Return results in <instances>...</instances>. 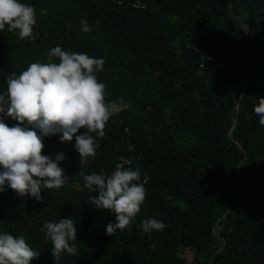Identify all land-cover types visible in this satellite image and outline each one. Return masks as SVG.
Returning <instances> with one entry per match:
<instances>
[{"label": "trees", "instance_id": "obj_1", "mask_svg": "<svg viewBox=\"0 0 264 264\" xmlns=\"http://www.w3.org/2000/svg\"><path fill=\"white\" fill-rule=\"evenodd\" d=\"M22 2L37 22L28 39L0 31V91L60 45L105 60L97 77L119 107L86 164L74 139L45 138L42 154L66 155L64 187L44 189L39 202L0 193V231L39 252L30 264H264V126L253 111L264 98V0ZM117 163L139 168L146 198L131 225L108 236L115 217L90 204L83 177ZM65 217L77 223L79 254L57 259L42 228ZM153 217L165 227L145 233Z\"/></svg>", "mask_w": 264, "mask_h": 264}, {"label": "clouds", "instance_id": "obj_2", "mask_svg": "<svg viewBox=\"0 0 264 264\" xmlns=\"http://www.w3.org/2000/svg\"><path fill=\"white\" fill-rule=\"evenodd\" d=\"M36 9L22 0H0V31L15 32L19 38L33 36ZM84 33L91 32L86 19L80 20ZM49 62H33L20 72L11 73L6 90L0 91V193L12 190L18 197L41 201L44 189L59 190L68 182L60 166L66 159L61 152L44 155L45 138L56 136L61 144H73L80 163L95 158L99 138L113 115V106L105 100V84L97 73L105 60L63 50L60 45L48 51ZM52 58H56L53 60ZM259 124L264 126V98L254 106ZM16 121L13 126L5 119ZM79 133V134H78ZM139 168L133 170L117 163L110 175L95 173L83 177L84 187L95 193L90 204L115 217L105 233L113 236L131 225L146 198ZM77 223L71 217L46 222L42 231L51 242L52 255L77 256ZM145 233L162 230L165 223L149 218L140 225ZM39 252L24 236L0 231V264H30Z\"/></svg>", "mask_w": 264, "mask_h": 264}, {"label": "water", "instance_id": "obj_3", "mask_svg": "<svg viewBox=\"0 0 264 264\" xmlns=\"http://www.w3.org/2000/svg\"><path fill=\"white\" fill-rule=\"evenodd\" d=\"M244 90V89H243ZM237 107H238V105H237ZM234 127H235V120H234V123H233V127H232V129H231V131L229 132V136L231 137V135H232V132H233V130H234ZM227 214L228 213H226L225 215H224V218L227 216ZM221 229V227H219V230ZM215 230V229H214ZM218 236H220V233H218Z\"/></svg>", "mask_w": 264, "mask_h": 264}, {"label": "rangeland", "instance_id": "obj_4", "mask_svg": "<svg viewBox=\"0 0 264 264\" xmlns=\"http://www.w3.org/2000/svg\"><path fill=\"white\" fill-rule=\"evenodd\" d=\"M114 110H119V107H115Z\"/></svg>", "mask_w": 264, "mask_h": 264}]
</instances>
